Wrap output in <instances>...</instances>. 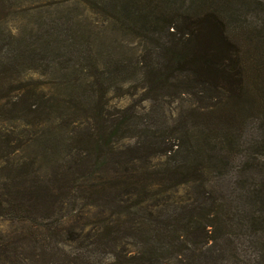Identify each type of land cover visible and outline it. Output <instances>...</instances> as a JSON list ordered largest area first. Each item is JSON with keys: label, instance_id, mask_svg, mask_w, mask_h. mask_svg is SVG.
Listing matches in <instances>:
<instances>
[{"label": "trees", "instance_id": "trees-1", "mask_svg": "<svg viewBox=\"0 0 264 264\" xmlns=\"http://www.w3.org/2000/svg\"><path fill=\"white\" fill-rule=\"evenodd\" d=\"M6 1L0 0V13ZM171 4V0H127L118 11L139 21L147 33L161 21L166 24L173 17L182 21V28L186 27L176 28L175 34L186 36L185 43L179 47L173 42L166 49L157 80L151 65L149 81L167 82L173 70L186 72L208 93L201 109L207 122H201L199 130L162 137L155 145L150 144L154 135L147 137L149 142L134 138L139 130L137 113L113 114L104 108V92L66 83L62 89L56 84L38 93L24 83L20 69H32L33 60L27 61L34 54L24 36L16 40L19 44L11 55L0 56V217L14 224L0 231V264H206L211 260L220 264L221 252L212 255L210 244L220 239L219 233L226 236L222 239L233 254L237 252L223 195L217 199L208 191V174L214 169L227 174L242 146L244 157L234 176V189L237 199L246 196L258 208L248 220V232L256 239L264 236V160L256 146L246 148L230 125L236 115L237 121L251 116L264 129L263 31L254 35L259 44L252 54L249 50L254 70L250 86V76L244 80L249 56L231 39L232 30L227 32L229 20L219 18L215 10L204 13L201 9L200 14L196 9L201 8V0H195L188 13L169 12ZM244 29L242 25L240 31ZM184 85L192 86L186 81ZM79 91L86 95L82 98ZM217 120L228 124L220 130ZM4 123L12 124L5 128ZM43 124H49L50 134L63 132V140L44 131L35 136L31 126L43 129ZM123 137L134 138L133 145L118 147ZM31 140L55 155L62 145V151L73 156L71 166L58 165V174L53 171L48 179L45 172L32 167L33 158L18 154ZM250 172L259 178L248 184L246 193L248 177L241 174ZM78 179L81 183L76 186ZM73 190L98 209L90 224H85L90 227L87 233H76L71 227L62 231L55 224L54 204L62 195L70 198ZM219 212L226 214L224 219ZM63 240L73 246L65 247ZM258 253L253 260L264 261V249ZM107 254L112 259L104 260Z\"/></svg>", "mask_w": 264, "mask_h": 264}, {"label": "rangeland", "instance_id": "rangeland-1", "mask_svg": "<svg viewBox=\"0 0 264 264\" xmlns=\"http://www.w3.org/2000/svg\"><path fill=\"white\" fill-rule=\"evenodd\" d=\"M123 1L127 0H89L87 3L83 0H8L0 13V56L11 55L13 46L19 44L16 40L24 36L30 49L34 51L27 61L33 60L30 64L32 69H20L19 75L24 78V83L36 87L38 93L40 90H49L56 84L58 89H62L66 83L82 90L89 91V88L93 93L104 92V108L108 112L137 113L139 130L135 132L136 136L133 134L134 138L137 137L136 140L149 142L147 137L154 135L150 144L155 145L162 137L175 138L178 132L186 130L189 134L199 130L201 122H207L201 110L208 96L203 86L193 81L186 72L176 70L168 75L167 82L149 81L151 69L155 74L154 79L157 80L159 74L156 73L163 68L166 49L173 42L179 47L185 43L186 36L177 37L175 32L176 28L182 30L186 25L182 28V21L173 17L167 22L170 25L161 21L158 26L152 28L151 33H147L146 30H141L139 21L127 19L118 12ZM171 1L169 12L178 9V12L188 13L193 11L195 4V0H180L182 3ZM201 9L204 13L215 10L219 18L229 20L227 32L232 30L231 39H235L241 51L249 56V62L245 60L247 74L244 75V80L250 76L252 86L254 70L251 69V54L255 44H259L254 35L262 29L261 35L264 38V0H201V8L196 10L201 14ZM230 14L234 18L232 21ZM242 25L246 33L240 31ZM151 65L155 69H150ZM185 81L192 86L184 85ZM6 83L7 81L2 85ZM79 92L80 95H86L85 91ZM237 118L238 115L235 121L230 123L233 133L238 134L243 144L247 143L246 148L256 146L260 159L264 160V129L259 128L260 122L254 117L251 119V116L249 119L245 117L243 121L241 118L237 121ZM216 123L220 130L228 124H218L220 120ZM10 124L4 123L3 126L9 128ZM32 127L31 129L37 132L35 136L44 131L45 135H53V139L63 140L65 137L60 131L50 134L49 124H43V129L42 125L41 128ZM134 138L118 139L117 146L129 147L133 145ZM30 142L26 150L18 154H28L29 160L33 158L32 167L41 169L48 179L53 176V171L58 174V165L71 166L73 156L62 151V145L59 153L55 155L51 154L49 149L46 150L39 141ZM56 147L58 148V145ZM244 148L242 146L237 149L238 154L227 174L225 170L220 174L216 169L208 174V191L217 199L219 195H223L224 212L229 213L233 224L234 235L231 238L235 242L237 252L236 255L233 254L232 247L226 245L222 239L226 236L219 233L220 239L210 244L212 255L217 256L221 252L220 264H264L262 260H253V256L264 249V236L256 239L255 235L252 236L251 232H248V220L258 213V208L256 205L251 206V200L246 196V201L237 199L238 192L234 189V176L244 157ZM156 161V157L152 158L153 163ZM241 176L248 177L244 183L246 193L249 190L248 184L256 182L259 178L254 172L243 173ZM80 183L81 179H78L75 185L79 186ZM60 199L52 209L53 217L57 219L56 226L62 231H68L71 227L76 233L89 232L90 227L85 224H90L92 214L98 210L97 207L90 206L91 202L83 201L78 190H73L70 198L62 195ZM226 214L219 212V217L224 219ZM12 225L14 224L0 217V231L6 232ZM63 244L67 248L73 246L71 241L63 240ZM127 247L134 250L129 245ZM103 258L110 260L112 256L107 254ZM206 264H213L212 260Z\"/></svg>", "mask_w": 264, "mask_h": 264}]
</instances>
